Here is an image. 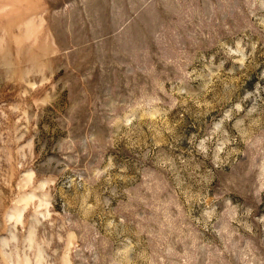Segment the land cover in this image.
Masks as SVG:
<instances>
[{"label":"rangeland","instance_id":"1","mask_svg":"<svg viewBox=\"0 0 264 264\" xmlns=\"http://www.w3.org/2000/svg\"><path fill=\"white\" fill-rule=\"evenodd\" d=\"M0 264H264V0H0Z\"/></svg>","mask_w":264,"mask_h":264}]
</instances>
